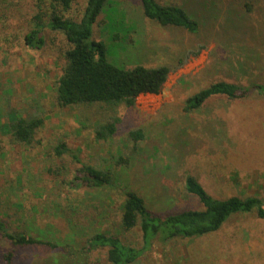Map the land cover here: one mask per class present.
<instances>
[{"label":"rangeland","instance_id":"374dc122","mask_svg":"<svg viewBox=\"0 0 264 264\" xmlns=\"http://www.w3.org/2000/svg\"><path fill=\"white\" fill-rule=\"evenodd\" d=\"M38 1L0 0V223L57 248H15L0 233V264L10 252L12 264H111L108 249L86 250L91 237L104 233L141 251L134 264H264V219L254 213L233 215L201 237L164 241L162 230L148 244L139 226L126 232L121 225L126 191L139 194L154 217L202 209L186 193L188 176L218 200L264 199V95L215 96L185 110L189 98L217 82L264 86V0H157L184 8L199 22L196 34L148 20L140 0H110L115 10L108 15L131 32L112 42L106 15L94 25L93 40L106 43L109 61L173 72L159 95H142L134 107L117 110L120 123L108 142L95 139V127L110 115L104 107L56 102L70 48L65 36L46 24L42 49L25 43ZM86 2L75 0L67 16L79 21ZM14 115L44 120L31 146L7 132ZM133 131L144 139L135 141ZM59 144L67 148L60 157ZM83 165L108 171L112 183L72 186Z\"/></svg>","mask_w":264,"mask_h":264},{"label":"trees","instance_id":"16d2710c","mask_svg":"<svg viewBox=\"0 0 264 264\" xmlns=\"http://www.w3.org/2000/svg\"><path fill=\"white\" fill-rule=\"evenodd\" d=\"M140 1L148 20L163 27L181 28L190 34H196L200 29L199 22L182 7L164 5L157 0ZM74 2L75 0L38 1L37 12L32 19L33 26L25 37V43L31 49H42L45 44L42 33L46 24L52 31L61 32L65 36L70 48L64 55L65 68L58 80L56 102L62 108L95 105L104 107L110 115L105 122L98 123L95 127V139L98 142H108L115 135L117 125L120 123L117 110L122 106L134 107L137 99L142 95H159L173 70L168 66L147 68L137 65L132 68H123L111 63L106 43L93 40L94 25L98 23L101 16L106 15L108 35L112 42H118L121 34L129 36L131 27L122 20L110 18L109 15L115 10L110 0H87L84 14L79 21L67 16ZM110 29L116 31L110 33ZM118 51L119 49H116L114 53L118 54ZM200 52L201 50L193 55L196 56ZM252 90L264 95L263 85L255 84L251 88H245L225 81L217 82L189 98L186 101L185 110H198L215 96H224L229 100L245 99ZM43 123L44 120L40 117L14 115V120L11 119L4 126L17 143L31 146ZM130 137L135 141L144 139L141 131L131 132ZM66 151L64 144L54 148L58 157ZM77 182L82 187L101 188L112 183V175L108 171L83 165L76 171L71 185L75 186ZM185 190L188 195L198 198L202 209H190L166 218L154 217L139 194L126 191L121 207L123 230L129 232L139 226L143 232L144 241L148 244L162 230L164 241L178 237L194 238L209 235L219 231L224 223L236 214L254 213L258 218L264 219V199L262 198L235 196L218 200L208 194L198 179L193 176L186 178ZM0 233L15 248L35 245L57 248V245L50 241L39 240L25 234H13L3 223H0ZM96 249H108L107 260L111 264H134L141 255L140 250L124 244L116 236L105 233L96 234L87 241V253ZM69 254L77 253L75 254L72 250ZM14 256V252L8 253L4 258L6 264H12Z\"/></svg>","mask_w":264,"mask_h":264}]
</instances>
